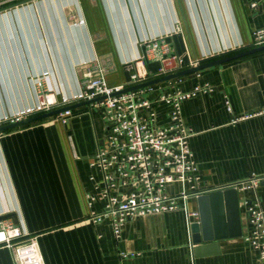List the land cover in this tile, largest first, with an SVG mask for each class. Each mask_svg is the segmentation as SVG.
<instances>
[{
	"label": "crops",
	"instance_id": "1",
	"mask_svg": "<svg viewBox=\"0 0 264 264\" xmlns=\"http://www.w3.org/2000/svg\"><path fill=\"white\" fill-rule=\"evenodd\" d=\"M262 27L264 0H0V125L37 114L41 92L57 108L76 105L69 115L0 133V224L19 228L22 238L36 235L46 264H258L243 239L250 227L242 203L258 197L264 208V112L233 120L264 109V50L151 84L153 101L213 87L181 105L201 187L263 177L256 189L238 191L241 235L214 240L203 254L193 251L199 244L181 208L128 218L119 240L108 220H88L105 203L102 173L90 163L107 124L100 101L79 105L87 101L79 97L84 67L95 59L108 67L109 86L125 84L127 65L141 58L151 80L253 48L252 32ZM159 38L183 68L161 73L160 61L145 57V42ZM154 107L157 123L166 124L169 106ZM180 191L178 181L165 185L167 194ZM179 203L197 211L195 196ZM0 264H15L5 245Z\"/></svg>",
	"mask_w": 264,
	"mask_h": 264
},
{
	"label": "built area",
	"instance_id": "2",
	"mask_svg": "<svg viewBox=\"0 0 264 264\" xmlns=\"http://www.w3.org/2000/svg\"><path fill=\"white\" fill-rule=\"evenodd\" d=\"M255 5V2L251 4ZM178 29L176 26L175 30ZM251 45H264V27L252 32ZM144 46L145 57L160 61L161 73L184 67L182 58L171 53V47L164 39L147 41ZM195 64L190 63L191 66ZM127 66L131 72L123 85L109 86L106 83L104 75L108 67L98 59L86 64L80 78L79 99L103 97L100 103L107 124L105 143L96 150L90 163L102 173L104 187L101 195L105 198V203L103 209L92 212L88 220L94 223L108 220L117 240L121 238L127 219L137 215L171 212L181 208L189 227L190 218L198 216V213L188 210L186 204L181 206L179 200L185 202L187 197L209 190L199 183L197 165L188 146V132L181 116V105L198 93L211 92L213 87L204 83L188 91L162 92L153 101L149 98V94L154 91L152 85L121 92L150 78L143 58L130 62ZM155 101L169 106L168 120L164 125L156 121ZM39 104L37 112H44L51 110L57 101L41 92ZM263 112L264 109L247 113L235 117L233 121ZM70 113V110H66L60 115ZM24 117L26 116L22 115L15 121ZM262 179L263 177L251 173L242 181L216 189L232 187L237 192L256 189ZM172 181H178L181 185V191L176 195L165 192V185ZM90 199L95 198L90 196ZM242 205L250 227L243 239L258 251V264H264V208L258 197L244 199ZM21 238L19 228L11 223L0 224V245L11 249L15 264H46L36 235Z\"/></svg>",
	"mask_w": 264,
	"mask_h": 264
},
{
	"label": "water",
	"instance_id": "3",
	"mask_svg": "<svg viewBox=\"0 0 264 264\" xmlns=\"http://www.w3.org/2000/svg\"><path fill=\"white\" fill-rule=\"evenodd\" d=\"M264 50V45L239 51L230 55L212 59L204 63H196L187 69L160 76L137 85L123 89L121 92L141 88L161 81L183 76L201 69L225 63ZM103 97L87 100L79 105L91 104L100 101ZM76 105L57 108L48 112L24 117L18 121L0 126V133L14 130L35 121L44 120L71 110ZM196 197L198 220L190 222L189 234L193 244H199L193 248L195 254L210 252L216 248L214 240L241 235V212L238 200V192L232 187L203 192Z\"/></svg>",
	"mask_w": 264,
	"mask_h": 264
},
{
	"label": "rangeland",
	"instance_id": "4",
	"mask_svg": "<svg viewBox=\"0 0 264 264\" xmlns=\"http://www.w3.org/2000/svg\"><path fill=\"white\" fill-rule=\"evenodd\" d=\"M43 94H45V95H48V92H42ZM54 109H57V107H56V105H54L53 107H52V109L51 110H54ZM51 110H49V111H51ZM44 112H48V111H44ZM44 112H37V114H39V113H44ZM35 114V113H34ZM36 115V114H35ZM28 115H26V117H27ZM29 116H31V115H29ZM14 122V121H13ZM1 126V125H0Z\"/></svg>",
	"mask_w": 264,
	"mask_h": 264
},
{
	"label": "bare ground",
	"instance_id": "5",
	"mask_svg": "<svg viewBox=\"0 0 264 264\" xmlns=\"http://www.w3.org/2000/svg\"><path fill=\"white\" fill-rule=\"evenodd\" d=\"M54 96L53 95H50L49 96V99L53 100Z\"/></svg>",
	"mask_w": 264,
	"mask_h": 264
}]
</instances>
